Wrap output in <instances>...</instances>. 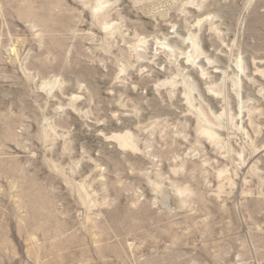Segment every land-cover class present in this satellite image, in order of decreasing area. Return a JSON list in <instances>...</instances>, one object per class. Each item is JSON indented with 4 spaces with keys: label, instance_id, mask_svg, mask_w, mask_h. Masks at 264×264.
Segmentation results:
<instances>
[{
    "label": "rangeland",
    "instance_id": "obj_1",
    "mask_svg": "<svg viewBox=\"0 0 264 264\" xmlns=\"http://www.w3.org/2000/svg\"><path fill=\"white\" fill-rule=\"evenodd\" d=\"M0 264H264V0H0Z\"/></svg>",
    "mask_w": 264,
    "mask_h": 264
}]
</instances>
